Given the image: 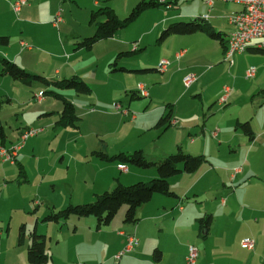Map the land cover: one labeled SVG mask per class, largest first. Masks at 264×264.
I'll use <instances>...</instances> for the list:
<instances>
[{
    "label": "crops",
    "instance_id": "0c3cea01",
    "mask_svg": "<svg viewBox=\"0 0 264 264\" xmlns=\"http://www.w3.org/2000/svg\"><path fill=\"white\" fill-rule=\"evenodd\" d=\"M158 1L162 3L160 6L165 5L168 11L164 13L154 26H151L147 30H142V32L132 38L122 33L128 26L118 30L112 37L98 41L90 50H94L95 46L101 44L103 46L101 47V56L107 57V63H109L116 55L120 54L119 51L123 47L136 42L135 38H139L137 42L139 41L141 44L146 45L155 36H161L163 30L171 23L179 22V19L186 20L191 18H204L214 31L218 30V32L225 35L228 45V37L234 29L233 25L229 22L228 16L242 9L240 4L234 2L216 1L211 6L204 0H191L188 1L187 12L176 13L171 10H174V4L178 5L181 0ZM138 2L139 0H93V2L91 0L89 5L91 9L100 8L105 5L109 6L114 9L120 18L119 15L123 13L127 17ZM229 3H232V5H228ZM12 4L13 0H0V13L12 12L18 15L21 13L25 19L30 18L35 21H43L44 23L39 26H49L52 31L60 30L61 25L66 24V22L63 23V19L57 25L55 24V17L57 13L61 14L60 11H50L46 18L37 20L39 18H32L31 16H43L42 13L38 12L40 11L39 9L34 8V3H29V0H26V3L21 7L19 12L13 9ZM223 5L227 7V12H224L223 9L225 8H223ZM23 22H28V20ZM39 26L27 27L24 24L21 27V31L19 33L16 32L14 35V41L10 35H7L10 37V44L8 46H0V53L29 72L45 73L49 77L46 78L51 81L62 80L60 79L62 77H80L82 69L76 66L75 62L81 52L90 50L76 49V43L85 38L83 35L87 34L81 35L73 29L69 30V33H71V35L69 34V38L73 42L74 51L68 47L62 50L59 45L58 50L48 55L52 59L49 61L51 63L49 65V62H44L43 55L37 53L38 48L33 46V43L38 42L40 38L44 37ZM93 31L95 32L94 29ZM0 34L5 33L0 31ZM178 35L180 34L171 35L162 41L159 40L160 36L158 38V44L156 45H160L159 48L161 49L158 61L161 62L162 59H168L170 64L165 70L159 69L160 62L158 69L156 68L158 62H155L156 64H149L151 67L145 69L147 72L159 73L158 76L149 79V84L151 85L150 89H148L149 95L141 96L138 93V86L129 95L126 109L135 104L132 102L133 100L141 97L148 98L149 102L142 101L139 103V106L143 110L145 107L148 109L139 114V116L137 114L135 116L131 115L129 110H125L123 114L124 116H130L132 121H136L143 131L156 128L161 130L160 135L172 132L169 133L171 135L167 137L164 144H158L155 148L151 146L134 147L135 150H142L148 160L158 161L173 154L178 146H181L186 153L201 155L205 158V161L194 172H181L170 177V189L173 194H154L149 202L143 203L138 207V220L135 223L122 225L119 220L117 226L124 230L118 231V235L114 234L117 239V241H113L115 248L104 259L99 261L86 260L84 264H114L113 260L125 248L129 235H135L139 239V244L131 251L122 255L117 260L118 264H186L190 245H195L199 251L196 264H264V53L261 52L257 44H253L246 52L235 54L232 57V61H226L229 64L221 67L222 71L217 78H210L211 72L215 69L210 65H200L194 61L195 54L197 53L194 50L193 44L185 41V37L181 38ZM149 36H151L150 40L148 39ZM192 36H199L195 38L206 40L204 32H196ZM186 38L187 40H194V37ZM149 45H152V42ZM221 48V54L225 58L226 52L222 45ZM180 50L182 54L177 56ZM137 52H140L139 49L136 52L132 51V53ZM250 67H255L256 69L252 77L246 75ZM119 69H123V67ZM89 71H91L90 76L98 74V69L95 66H91ZM189 73H195L196 80L190 86H186L182 80ZM221 76L222 78H220ZM80 78L84 81L86 80L82 77ZM220 79H222V82L216 84ZM156 82L157 84L155 85ZM158 83H160L162 88H167V91L170 94L172 92L173 95L167 96V93H159L160 87ZM146 88L148 87L146 86ZM175 88L176 91L174 90ZM64 89L65 95L61 96L74 104L76 114L79 117L77 127H58V125L55 127L52 121L49 127L53 128L52 132H62L63 136L67 130L80 133L81 135L80 121L82 117L96 115L98 112L102 113L101 111L104 112V110H98L96 106L101 107L105 103L102 104V101L98 97H93L92 89L89 94H84L86 97L81 96V93L73 89L70 90H73L75 93L67 91L66 88ZM174 91H178V93L175 94ZM35 94L29 92L28 98H36ZM224 97H226L225 102L222 101ZM44 102L45 100L39 102V104L42 105ZM184 102H187L186 107L188 109L184 108L186 105ZM154 103L156 104L154 105ZM192 103L194 104L191 107ZM56 104H58V107L55 111H51L48 106H44L40 110L39 115H45L46 117L55 114L53 120L57 121L63 110V102L62 105L61 103ZM121 105L124 106L123 103ZM111 106L112 104L109 102L108 107ZM116 109L119 111L118 108ZM113 113L119 115L115 110ZM169 113L171 115L169 124L164 127L157 126L159 120L162 117H166ZM245 122H249L254 131L255 136L253 139L245 134L239 125V123ZM22 132L18 134L17 139L23 134ZM70 134L72 135L73 133ZM12 143L8 144L5 140H2L0 147H9L8 145H12ZM38 146V136H33L28 138L24 143L15 163L0 158L4 167H6V163H9L13 167L19 164L20 175L22 177H25L27 171H30L29 165L31 164L28 165V162H36L35 169L38 174H36L35 180L37 181V177H41L39 179V189L41 188V191H38L36 194L39 200H36V202L35 198H32V202L29 203L30 206L23 208L24 211L28 209L27 211L30 214L29 218H23V220L26 224H24L25 227H32L34 225V228L30 229L36 230L38 233H40L41 229H46L45 232H42L46 233V241L49 233L47 228L51 223L55 224L56 222L47 223L43 221V218L52 209L58 210L66 207V200L70 192L72 201H74L75 191L78 192L77 201L82 204L91 200L92 191L96 196L97 194H101V191L104 189L108 191L106 189H109L113 185L115 187L118 182L129 185L138 181H148L158 176L157 170L154 167L143 169L135 165L128 166L126 164L128 171L123 172L119 169V164L123 162L117 160L103 161L93 155L98 159H96L97 161L94 164L99 168V172L102 173V175L100 174V179L99 174H94L89 178L92 179V185L90 188L85 187V189H81L76 184L73 185L74 181L72 180L68 181L65 184L68 186L67 192L63 193L64 197L58 203L57 200H51V196L41 193L43 190L46 193L56 191L59 178L54 173V170L58 165V161L44 163L41 158L35 157V153L38 152ZM100 147L110 156L121 152L131 153L135 151L132 148L129 150L122 149L120 152L118 150L111 151L109 145L101 144V142L86 143L84 150L86 153H89L90 150L97 151V149H101ZM9 177L13 176H9L6 167L3 170V175L0 176L2 179L0 187L3 186V183L8 182ZM87 178L86 182L88 181ZM209 214L212 218L211 222L208 226H203L199 222V218ZM3 219V217L0 219V230L5 222ZM62 222L60 221L56 224ZM121 222L125 223V220ZM170 222L175 227L180 222L185 223L191 231L188 239L180 241L182 245L180 255H177L174 251L175 248L167 247V244H157L155 241L148 240L150 238L148 235L153 227L158 228V226H161L160 230L170 233L166 229ZM97 228L101 234L104 233L101 227ZM174 233L176 232L172 231L170 234L174 235ZM211 238H214L213 241H211ZM245 238L254 240L255 245L252 249L242 244ZM24 241L22 243L18 242V245L20 246ZM104 245L111 246L112 241H104ZM0 247H6L8 254L11 250L14 253L18 252L19 257L16 254L17 259H20V255L21 257L25 255L24 248H18L15 242L12 244L10 241H5L1 232ZM156 249L160 250L159 256L155 255ZM5 258L7 259L8 256L6 255ZM13 261L14 258H11V260L8 258V262L3 263L0 260V264H12ZM13 263L17 264L18 262Z\"/></svg>",
    "mask_w": 264,
    "mask_h": 264
},
{
    "label": "rangeland",
    "instance_id": "374dc122",
    "mask_svg": "<svg viewBox=\"0 0 264 264\" xmlns=\"http://www.w3.org/2000/svg\"><path fill=\"white\" fill-rule=\"evenodd\" d=\"M15 1L16 0H13V3ZM90 1L91 0H29V3H34V8L39 9L40 11L38 12L42 13L43 16L37 17L34 15L31 16L32 18H39L37 20L46 18L50 11L55 10L61 12L63 23L66 22V24H62L60 30L57 29L52 31L49 26H39L44 23L43 21H35L30 18L25 19L21 13L18 15L17 13L13 14L12 12H3L0 13V31L5 34L0 35H10L11 39L14 41V35L16 32L19 33L21 31V27H23L24 24L27 25V27L38 25L44 37L40 38L38 42L33 43V46L38 48L37 53L43 55L45 60L44 62H49L52 59L48 55L52 54L53 51L55 52V50H58L59 45L62 50L68 47L74 51L73 42L69 38V34L71 35L69 30L73 29L81 35L87 34L83 35L84 37L93 35L95 23H90L91 12L97 10L99 7L91 9L89 5ZM188 1L191 0H181L178 5L174 4L175 9L171 11L176 13L187 12ZM223 4H225V2H223ZM228 5L231 6L232 3H229ZM223 8H225L223 9L224 12H227V7L224 6ZM166 11H168V9L165 5L145 10L122 33L129 38H132L142 32V30H147L151 28V26H154ZM125 15L123 13L119 16L123 19ZM25 20H28V22H23ZM191 20H193V18L186 20L179 19V21L185 22ZM49 22L51 24V20ZM216 31L218 32V30ZM192 35L193 34H185L178 35V37H185V41L193 44L194 50L197 53L195 54L194 61L200 65L212 66L215 70L211 72L210 78H217L222 71L221 67L229 64L221 54L222 48L219 41L209 38L208 33H205L206 40H203L202 38L199 40L198 38H195L199 36ZM159 36L154 37L151 41L152 45H149L151 42H148L146 45L143 43L141 44L139 41L138 43L137 40H139V38H135L134 40H136V42L123 47V49L119 51L121 54L120 58L116 60V55L109 63H107V57L101 56V47H103L101 44L95 46L94 50L92 49L90 51L81 52L75 63L76 66H79V68L82 69L80 73L82 75H77L88 81L87 82L85 80L93 91V97L96 96L102 101V104L105 103L104 106L101 107H97L95 105L98 110H104V112L101 111L102 113L98 112L96 115L93 114L82 117V120L80 121L81 135L80 133L71 132L70 130H67L64 136L62 135V132H52L53 128H50L49 125L52 121L53 126L57 127L58 120H53L55 114L46 117L45 115H39L40 110L44 106H48L51 111H55L58 107V104L55 105V103H61L62 105L63 100L59 95H65V91H63L65 90L64 88H60L55 85H46L36 81L31 85H27L23 84L21 81L11 78L8 75L4 77V75L0 74V118L4 128L5 142L8 144L10 142L16 144L21 139V135L17 139L18 134L22 131L25 132L28 129H33L35 131V136H38L39 145L38 152H36L34 156L41 158L44 163H54L55 161H58V165L54 170V173H56L59 178L57 189L55 192L51 193H46V191L43 190L41 192L42 194L51 196V200H57L59 203L64 197L63 193L65 194L67 192L68 186L65 184L68 181L72 180L74 181L73 185L76 184L81 189H85V187L90 188L92 185V179H89L91 176L99 174L100 179V174L102 175V173L99 172V168L94 164L98 159L93 156L92 150H90L89 153L85 152L84 147L86 143L101 142V144L109 145L111 151L118 150L120 152L122 149L129 150L132 148L135 150V146H151L152 148H155L158 144H164L167 137L171 135L169 134L172 133L171 131L168 134L160 135L161 130L156 128H150L143 131L141 126L136 121H132L130 116H124L123 114L125 110H129L131 115L137 114L139 116V114L148 109L145 107L143 110L141 109V106H139V103L142 101H146V103L149 102L148 98L145 97L133 100L132 102L135 104L128 109H126V103L129 101V95L132 93V90L137 88L139 82L146 85L148 90L151 87L149 79L159 75L158 72H147L145 70L146 68L151 67L149 64H154L155 62H158L157 64L155 63L156 68L158 69V64L160 62L158 59L161 55V49L159 48L160 45L156 44H158L157 41ZM186 37H194V40H187ZM148 39L150 40L151 36H149ZM153 42L155 45H153ZM135 44L138 46L137 49H134ZM138 49L140 52L132 53V51H137ZM220 57H222V59H220ZM115 60L117 62V68L119 69L123 67V69L115 70ZM107 64L108 66H106ZM49 65H51L50 62ZM91 66H95L96 69H98V74L89 75L91 72L89 71ZM159 69H161L160 66ZM30 73L48 77L42 72ZM63 78L68 77H62L60 79ZM220 78H222V76ZM221 82L222 79L218 80L216 84ZM156 84L157 82L155 85ZM158 85L160 87L159 93H167V96L173 95L172 92L170 94V92L167 91V88H162L160 83H158ZM176 88L174 89L175 91ZM67 91L75 93L70 89H67ZM175 91L174 93L177 94L178 91ZM29 92L36 93V98H28ZM80 95L86 97L84 94ZM160 97L168 98L164 96ZM43 100H45V102L40 105L39 102H42ZM107 101L112 104L111 107H108ZM122 103L124 106L121 105ZM115 104L121 105V109H119V111L115 108ZM155 104L156 103H154V105ZM184 104H186L184 108L188 109L186 107L187 102H184ZM193 104L194 103L191 104V107ZM114 110L117 111L119 115L114 114ZM70 133L73 134L71 135ZM39 141H41V143H39ZM1 142L2 139L0 138V144ZM100 148L101 149L97 150H103L102 147ZM1 158L0 176L3 175V170L7 167L9 176L12 175L13 177H9L8 182L3 183V186L0 187V219L3 217V220L5 221L0 232L3 234L5 241H10L12 244L15 242V245L18 246V248H24L25 255L22 257L20 255V259H17L16 254L18 252L14 253L12 252L13 250H11L8 254L6 252V247H0V260H2L3 263H6L8 262V258L9 260L14 258L13 262H18L17 264H32L27 258V253L28 247L32 242L30 232H32L33 229L31 230L30 228H34V225H32V227L26 226L28 229L26 228L25 241L20 246L18 245V239L20 227L25 224L23 218L30 217V214L27 211L28 209L24 211L23 208L30 206L29 203L32 202V198H35V201L39 200V197H37L36 194L38 191H41V188L39 189V179L41 177H37V181L35 180L36 174H38L35 169L36 162H28V165L31 164L29 165L30 171H27L26 176L22 177L20 175L19 164H16L15 167H13L9 163H6V167H4ZM127 165L131 166V164ZM33 174L35 175L33 176ZM86 178L88 180L87 182L85 181ZM0 182H2L1 178ZM113 188L114 185L106 190H112ZM103 191H105V189ZM103 191H101V193ZM70 193L68 194L66 200L67 205L81 204L77 201L78 192L75 191L74 193V201H72ZM91 195V200L87 202L95 200L96 196L93 191L91 192ZM126 209L127 206H123L116 217L112 220L111 224L101 226V229L104 231L103 234H101L100 230L97 228V219L94 216L77 217L73 215L60 224L51 223L49 225L50 228H47L49 232L47 235V248L50 254V259L39 264H84L86 260L99 261L104 259L115 248L113 246V241H117L115 235H118V231L124 230L117 226V223L120 220L122 225L127 224V222H121L124 220ZM159 228H161V226H158V228H152V233L150 231V234L148 235L150 238L148 240L155 241L157 244H167V247L169 246L170 248H175L174 251L177 255H180L182 249L180 241L188 239L191 234L189 226L180 222L175 227L173 223L170 222L166 229H168L170 233L172 231L176 232L174 235L167 233L165 230H160ZM45 231L46 229H41L39 234L46 235V233H42ZM213 239L214 238H211V241H213ZM104 241H112V245L105 246ZM6 255L8 256L7 259L5 258ZM17 255L19 257V254ZM117 260L118 259H114L113 263L118 264ZM13 262L12 264H14Z\"/></svg>",
    "mask_w": 264,
    "mask_h": 264
},
{
    "label": "trees",
    "instance_id": "16d2710c",
    "mask_svg": "<svg viewBox=\"0 0 264 264\" xmlns=\"http://www.w3.org/2000/svg\"><path fill=\"white\" fill-rule=\"evenodd\" d=\"M162 3L158 0H139L136 6L132 9L127 17L120 19L115 13L114 9L109 6H102L91 12V23H95V32L76 43V49L90 50L95 43L100 40L112 37L118 30L128 27L144 10L151 7H159ZM196 32L208 33L209 37L217 40L222 45L224 51H227L228 45L224 34L213 30L212 26L205 21L204 18H196L191 21H179L171 23L159 38L160 41L167 39L174 34H193ZM10 44V37L7 35H0V46H8ZM136 52V51H133ZM264 53V49H261ZM129 54V53H126ZM121 57L119 54L116 58ZM114 65L117 68V62ZM0 74L8 75L11 78L21 81L23 84L31 85L33 82H40L46 85H55L60 88L73 89L81 94H89L91 92L90 86L80 77L73 76L62 80H53L46 78L40 74H32L26 69L19 66L17 63L9 60L0 53ZM62 97L61 95H59ZM63 100V110L57 121L59 127L74 126L77 127L79 117L76 114L75 106L71 101ZM1 111V102H0ZM171 120L170 113L166 117H162L157 126L164 127L169 124ZM241 129L251 139L255 134L249 122L239 123ZM4 128L0 118V138L4 140ZM103 161L117 160L123 164H131L137 167L148 169L154 167L157 170L158 176L148 181H138L133 184L124 185L120 182L112 189L97 194L92 202L82 204H69L66 207L55 210L52 209L44 218V222L64 221L71 216L88 217L94 216L97 219L98 227L107 225L112 222L118 212L123 206H127L124 220L127 223H135L137 218L138 207L146 202H149L154 194H168L172 195L170 189L169 178L181 172L191 173L196 171L205 158L201 155H192L186 153L181 146L177 150L158 161H150L146 158L142 150H135L131 153L121 152L110 156L103 150L92 152ZM211 215H206L199 218V222L204 226H208L211 222ZM19 233V242H23L26 236V227L21 225ZM32 242L28 247L27 258L32 264H39L50 259V254L47 248L46 236L39 234L36 230L30 232ZM155 255H160V250H155Z\"/></svg>",
    "mask_w": 264,
    "mask_h": 264
},
{
    "label": "built area",
    "instance_id": "2783aa9c",
    "mask_svg": "<svg viewBox=\"0 0 264 264\" xmlns=\"http://www.w3.org/2000/svg\"><path fill=\"white\" fill-rule=\"evenodd\" d=\"M207 4L213 5L216 1L234 2L240 4L242 9L231 13L228 18L229 22L233 25L234 29L230 32L231 38H233V51L230 55H225L226 61H232V57L235 54L244 53V47L248 44H259L264 43V0H204ZM26 3V0H16L12 6L17 12L20 11L21 7ZM62 21V16L57 13L55 17V24L57 25ZM137 45H134V49H137ZM182 51L177 53L180 56ZM163 70L170 64L168 59H162L160 62ZM255 67H250L246 75L252 77L255 74ZM196 80V74L191 73L183 77V82L186 86H190ZM138 93L141 96H148L149 92L146 86L142 83L138 84ZM223 102L226 101V97L222 99ZM116 108L120 109L121 106L116 104ZM136 114H133L135 116ZM35 136V131L33 129H28L21 135V139L18 143L13 144L9 147L3 146L0 148L1 157L15 163V160L19 154L20 149L24 145L25 141ZM119 169L123 172L128 171V166L126 164H119ZM139 244V239L135 235L128 236V242L125 248L116 255V259H120L122 255L131 251L136 245ZM242 244L250 249L255 245L253 239L245 238ZM199 251L195 245L189 246L188 255L186 257V264H196L198 259Z\"/></svg>",
    "mask_w": 264,
    "mask_h": 264
},
{
    "label": "bare ground",
    "instance_id": "6f19581e",
    "mask_svg": "<svg viewBox=\"0 0 264 264\" xmlns=\"http://www.w3.org/2000/svg\"><path fill=\"white\" fill-rule=\"evenodd\" d=\"M253 44H248L244 47V52H246ZM257 46L260 48V49H264V43H259L257 44ZM233 51V38H231V33L228 37V48H227V51L225 53V55H230L231 52ZM160 68L163 70V67L161 66L160 64Z\"/></svg>",
    "mask_w": 264,
    "mask_h": 264
}]
</instances>
